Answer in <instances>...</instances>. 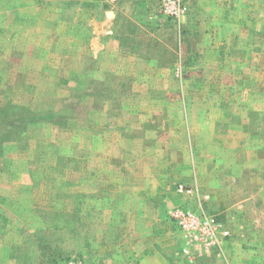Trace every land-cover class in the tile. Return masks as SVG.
<instances>
[{
	"label": "rangeland",
	"instance_id": "1",
	"mask_svg": "<svg viewBox=\"0 0 264 264\" xmlns=\"http://www.w3.org/2000/svg\"><path fill=\"white\" fill-rule=\"evenodd\" d=\"M169 1L0 0V264H264V0Z\"/></svg>",
	"mask_w": 264,
	"mask_h": 264
},
{
	"label": "built area",
	"instance_id": "2",
	"mask_svg": "<svg viewBox=\"0 0 264 264\" xmlns=\"http://www.w3.org/2000/svg\"><path fill=\"white\" fill-rule=\"evenodd\" d=\"M177 0H172L169 3L168 8L175 12V4ZM172 4V5H171ZM183 186L180 187V191H183ZM175 217H178L179 224L181 228L187 232L189 235V242L198 244L201 248L210 249L209 247L213 244L218 243V234L217 232L221 228V224L213 216H204L199 217L193 212H182L177 211L173 214ZM224 235H227L228 230L221 229ZM185 252H188V249H185Z\"/></svg>",
	"mask_w": 264,
	"mask_h": 264
},
{
	"label": "crops",
	"instance_id": "3",
	"mask_svg": "<svg viewBox=\"0 0 264 264\" xmlns=\"http://www.w3.org/2000/svg\"><path fill=\"white\" fill-rule=\"evenodd\" d=\"M134 1H136V2H138L139 4H141V3H144V2H149L150 0H132V2H134ZM109 19V18H108ZM184 20V22H186V20L185 19H187L186 18V16L183 18ZM111 23V22H110ZM110 27H108L107 29H105V28H101V30H99V33L100 34H102V35H104L105 37L107 36V38H106V40H105V42L103 43V44H101V46H99V48H98V50H96L95 52H96V57H98V55H100V53H101V55L103 54V53H105V52H107V50L105 49L106 48V45H105V43H112V41H113V37L111 36V33H112V30L111 29H109ZM264 34V33H263ZM102 50V51H101ZM243 62H236V65H240V64H242ZM249 63H251V62H249ZM264 63V62H263ZM259 72H262V73H264V64H263V67L261 68V67H259ZM240 72V71H239ZM258 72V74L260 75L261 73H259ZM241 83V81H240V75H239V73L238 72H236V86L238 85V84H240ZM263 87H264V82H263ZM240 94V93H239ZM256 96V92H255V94H254V97ZM239 102H242V101H240L239 100V97L238 96H236V103H239ZM247 104V102L246 103H243V104H241L240 105V109L241 110H246V109H250V108H248V106L246 105ZM236 110L238 111V106L236 105ZM236 111V113H239L240 114V112H237ZM250 111H251V109H250ZM250 111H249V113L247 114V116H246V118H243V120H242V122H243V125H241V126H244V129H247L248 130V132L250 133L252 130H251V128H252V126H254V122H253V120L251 119V117H250ZM261 116H264V114L262 115V114H260ZM243 128V127H242ZM258 129H264V118H262L261 119V122L259 123V125H258V127L257 128H255V130L257 131ZM142 264H144L145 262H146V260H142Z\"/></svg>",
	"mask_w": 264,
	"mask_h": 264
}]
</instances>
